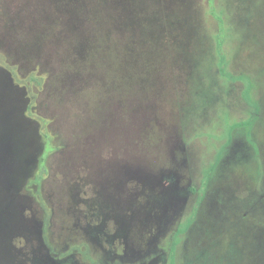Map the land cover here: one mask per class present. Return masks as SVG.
Wrapping results in <instances>:
<instances>
[{"label": "rangeland", "instance_id": "1", "mask_svg": "<svg viewBox=\"0 0 264 264\" xmlns=\"http://www.w3.org/2000/svg\"><path fill=\"white\" fill-rule=\"evenodd\" d=\"M0 264H264V0H0Z\"/></svg>", "mask_w": 264, "mask_h": 264}]
</instances>
